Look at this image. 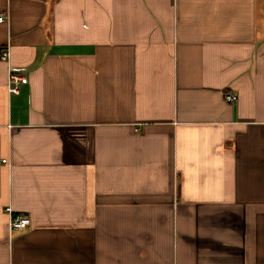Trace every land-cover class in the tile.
I'll return each mask as SVG.
<instances>
[{"label":"crops","instance_id":"crops-1","mask_svg":"<svg viewBox=\"0 0 264 264\" xmlns=\"http://www.w3.org/2000/svg\"><path fill=\"white\" fill-rule=\"evenodd\" d=\"M1 14L0 264H264V0Z\"/></svg>","mask_w":264,"mask_h":264},{"label":"built area","instance_id":"built-area-1","mask_svg":"<svg viewBox=\"0 0 264 264\" xmlns=\"http://www.w3.org/2000/svg\"><path fill=\"white\" fill-rule=\"evenodd\" d=\"M4 14L0 15V20H4ZM9 50L7 47H4L1 50V58L3 60L9 59ZM23 68H16L14 66H10L9 72H8V80H9V90L12 92H18L20 85L23 83L28 82V77L23 73ZM237 98V94L234 92H227L225 94V100L228 102H234ZM11 210H9L10 212ZM10 225L13 230H25L31 225V218L27 214L23 213H12L11 212V219H10Z\"/></svg>","mask_w":264,"mask_h":264}]
</instances>
